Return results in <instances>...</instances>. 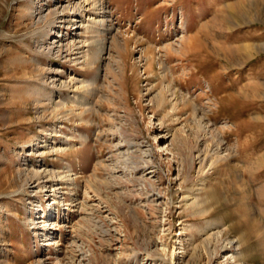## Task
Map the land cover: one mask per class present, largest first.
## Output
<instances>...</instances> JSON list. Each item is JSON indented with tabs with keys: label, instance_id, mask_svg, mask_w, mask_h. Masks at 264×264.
I'll return each instance as SVG.
<instances>
[{
	"label": "rangeland",
	"instance_id": "rangeland-1",
	"mask_svg": "<svg viewBox=\"0 0 264 264\" xmlns=\"http://www.w3.org/2000/svg\"><path fill=\"white\" fill-rule=\"evenodd\" d=\"M92 2L0 0V264H264V0Z\"/></svg>",
	"mask_w": 264,
	"mask_h": 264
},
{
	"label": "bare ground",
	"instance_id": "bare-ground-1",
	"mask_svg": "<svg viewBox=\"0 0 264 264\" xmlns=\"http://www.w3.org/2000/svg\"><path fill=\"white\" fill-rule=\"evenodd\" d=\"M39 1V0H38ZM41 1V0H40ZM91 1H93L92 3L93 4H95L96 5V3H98L99 2V0H91ZM88 2H89V0H88ZM100 2H103V0H100ZM106 4V3H105ZM55 7H57V9H56V11L54 12V16H53V18H54V20H58L59 19V21L60 22H58L60 25H62L63 24V20L65 19L66 20V17H69V15H67L66 14V12H68V10L70 9V6L69 5H67V3L65 4V2H62V1H56L55 2ZM102 7H103V4L101 5ZM41 7V6H40ZM96 8V7H95ZM81 9V8H80ZM50 10V13L52 12V10H51V8L49 9ZM58 10H59V12H58ZM61 10V11H60ZM104 12V11H103ZM52 14V13H51ZM62 14V15H61ZM66 14V15H65ZM103 14V13H102ZM105 14V13H104ZM102 16V15H101ZM109 16V15H108ZM71 17V16H70ZM97 17H99V18H101L98 22L99 23H101L103 26H105V24H106V17L105 16H103V17H100L99 16V14H98V16ZM76 18H80V21H79V24H80V26H79V28H81L82 27V25L85 23V21L83 20V15L82 16H77ZM98 20V19H97ZM95 22H96V20H95ZM95 24V23H94ZM93 25V24H92ZM104 28V27H103ZM105 31V30H104ZM50 32H53V34L52 35H50V42H52L53 40H55V39H58L59 40V43H61V38H62V36H60L61 35V33L60 32H58V31H56V29H53V30H50L49 31V33ZM48 33V34H49ZM54 42V41H53ZM54 45V44H53ZM88 45H96V46H104L105 45V41H102V40H100V41H97V42H95V43H92V44H87V46ZM59 47V46H58ZM60 50V49H59ZM63 52V51H62ZM175 95V94H174ZM192 98V97H191ZM166 98L164 97V96H162V102H163V104L164 103H166ZM186 102H185V100H184V104H185ZM189 103V102H188ZM82 104H85L84 103V99H82ZM186 105V104H185ZM192 106H194V108H195V105H193L192 104ZM173 110L174 111H176L177 110V108H176V104H173ZM202 122V121H201ZM201 127H205L202 123H200V121H199V123H198ZM48 172V171H47ZM47 172H43V171H41L40 173H42V175L40 174V173H36V177H39L40 175L41 176H43L45 173L47 174ZM45 174V175H46ZM48 175V174H47ZM53 175L54 174H49L48 175V177H50V179L53 177ZM256 176V175H255ZM258 176V175H257ZM47 177V176H46ZM56 177V176H55ZM58 178V177H57ZM49 179V180H50ZM53 179V178H52ZM60 180H61V178H60ZM63 180V179H62ZM66 180V179H65ZM61 182V181H60ZM43 183V182H42ZM48 183V182H47ZM58 185V184H57ZM44 185L42 184V187H43ZM47 187H43V189H46ZM50 188H54V189H50L51 191H49V192H52V193H56L57 191H58V188L54 185H52ZM51 193V194H52ZM187 198V201H188V199L190 198V197H186ZM56 203V202H55ZM200 209V213L201 214H205L206 212H207V209L205 210V209H203L202 207H200L199 208ZM43 232H44V234H43V237H45V238H47L50 234L49 233H47L46 232V230L45 229H43ZM45 244H43L45 247H49V246H51L52 244H49V243H51V241L49 242V240H48V242L45 240ZM208 242V241H207ZM227 243H228V241H227ZM242 244L243 243H241V240L240 239H237L236 241H230L226 246H223L221 249L223 250H228V249H231V250H234V249H236L237 251L235 252V251H232L231 252V255H230V260L231 261H233L234 262V264H238L239 263V261H240V257H241V255L243 254V251H242ZM207 246H210L209 245V243L208 244H206ZM209 248V247H208ZM218 250L219 249H217V247H215V248H213V250H212V252L210 251V254H208L209 255V261L210 260H212V259H214V258H217L218 256H219V252H218ZM238 250H239V252H238ZM209 251V250H208ZM198 256V258L201 260V258H202V256H201V254H198L197 255Z\"/></svg>",
	"mask_w": 264,
	"mask_h": 264
}]
</instances>
